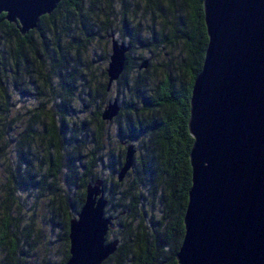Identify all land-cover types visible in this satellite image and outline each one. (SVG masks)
Returning a JSON list of instances; mask_svg holds the SVG:
<instances>
[{
    "label": "rangeland",
    "instance_id": "1",
    "mask_svg": "<svg viewBox=\"0 0 264 264\" xmlns=\"http://www.w3.org/2000/svg\"><path fill=\"white\" fill-rule=\"evenodd\" d=\"M147 1L85 0L78 13L60 7L48 23H42V39L38 32L31 34L35 46L26 65L15 66L10 42L0 40V70L8 65L0 76V227L7 222L5 240L11 238L15 244L12 260L7 257L6 241L0 244V264H61L64 215L60 208L65 195L71 201L78 199L80 189L61 176H51L50 162L59 157L58 170L71 163L80 169L95 144L98 163L92 175L105 180L111 196L104 215L121 207L130 209L133 195L139 193L134 214L116 219L105 235V241L116 238L120 250L101 263L132 264L142 233L148 239L150 232L170 223L171 216L163 213L162 179L154 178L151 136L125 141L119 136L137 119L145 122L148 116L158 115L155 110L142 112L145 108L133 88L136 79L145 83L140 89L145 96L163 77L174 83L186 79L180 70L185 57L181 40L174 37L167 42L172 32L179 34L185 21L182 4L174 0L168 7L166 2L149 0V7ZM109 33L118 42L133 41V67L125 78L128 89L123 92V86L112 84L103 95L99 85L106 76ZM142 60L147 66L138 69ZM112 98L122 107L121 116L97 124L94 116ZM132 106L136 114H129ZM50 121L57 135L55 144H47L44 137ZM126 144L135 150L132 167L123 182L113 187ZM149 174L148 181L145 175ZM91 176L85 180L91 181Z\"/></svg>",
    "mask_w": 264,
    "mask_h": 264
},
{
    "label": "water",
    "instance_id": "2",
    "mask_svg": "<svg viewBox=\"0 0 264 264\" xmlns=\"http://www.w3.org/2000/svg\"><path fill=\"white\" fill-rule=\"evenodd\" d=\"M59 0H0V14L20 34L33 29ZM207 35L189 94L190 185L177 264H264V0H203ZM107 91L124 67L129 44L108 34ZM142 60L138 69L144 68ZM108 101L100 119L118 112ZM135 150L126 144L116 172L121 181ZM100 178L84 186L68 220L65 264H100L117 246L105 241L111 216Z\"/></svg>",
    "mask_w": 264,
    "mask_h": 264
},
{
    "label": "trees",
    "instance_id": "3",
    "mask_svg": "<svg viewBox=\"0 0 264 264\" xmlns=\"http://www.w3.org/2000/svg\"><path fill=\"white\" fill-rule=\"evenodd\" d=\"M84 1L85 0H59L55 8L49 14L41 15L38 18L36 26L25 34H20L16 23L7 22L3 17L4 14L1 13L0 40L4 39L5 41L10 42L13 52V64L15 66L26 65L27 56L28 54H32L35 46V42L31 38V34L38 32V37L42 39L41 25L44 21L48 23V21L53 18L54 14L60 7H62L64 10H71L73 13L80 12L81 5L84 3ZM156 1L166 2L167 6L170 7L174 0ZM178 1L182 4L184 9L185 21L182 25V28L179 30V34L176 35L172 32V35L169 37L167 42H171V39L174 37H178L181 40L185 57L183 63L181 64L180 70L183 72V75L186 77V79L182 83H174L169 76L163 77L158 83L154 85L147 96L143 95V90L140 91L141 87L142 89L145 87V83H141L142 80L140 78L136 79L133 82V88L136 90L135 98L137 100L140 98L139 102L145 108L141 109L142 112L144 110H155L157 111L158 115L156 117L148 116V119L145 122L142 119H137L135 124L130 126L126 125L123 131H119L120 140L123 141L136 136H151V155L155 159L154 178L159 180L162 179V191L164 193L163 213L164 215L171 216V221L167 227L165 229L162 228V230L158 227L157 230L150 232L148 239H146L144 236L145 233H142L140 238L141 246L139 247L136 255L133 256L132 264H177L175 253L183 235L182 217L187 199V190L190 185V166L188 153L192 145V137L189 135L187 128V121L189 117V94L192 81L201 67L204 49L207 42V35L203 22V0ZM150 3L151 2L148 0L147 5L152 7ZM123 22L124 17H122V23ZM127 44H129L130 49L125 54L124 67L119 77L111 83L107 91L105 90L106 76L105 81L99 85V91L103 95L107 94V92L111 90L112 84H120L123 86V92L126 90V88L128 89L125 78L133 67V61L131 60L133 41L128 39ZM7 67L8 65L2 66V70H0V76ZM115 91L117 93V90ZM128 112L129 114L137 113L136 108L133 106L129 107ZM121 114L122 107L119 108V111L112 119L117 120ZM94 119L97 124H101L103 121L100 119L99 112L96 113ZM44 137L47 141V144H55L57 142V135L54 130V125L51 121L45 126ZM95 137H99L98 132H96ZM95 146L98 148V144H95ZM95 146L89 150V158L86 164H82L80 169L76 168L74 163H71L68 165L66 164L63 168L58 170L59 157H57L53 162L51 161L52 163L50 162L52 168V171H50L51 176H61L64 178L66 184H68L69 181L71 185H79L80 189L78 199L71 201L69 200V197L65 195L60 208L62 215H64L62 223V242L64 243V254L61 264H65V260L68 256V220L75 215L83 202L85 184L92 182L96 178H99L95 175H92L94 174V168L98 163L96 160L97 156L95 157ZM122 156L123 152L121 155V160H119L120 163L122 161ZM119 162L117 164L118 169L120 167ZM79 171L81 172L80 174H78ZM89 176H91V178H89L91 181L85 180ZM124 177L121 181H117L115 177L113 187L120 185L123 182ZM145 177L149 181L151 174L145 175ZM102 182L104 198L106 200V211L111 205V196H107L105 180H102ZM138 182L140 183L141 181L138 180ZM137 191H139V188ZM138 194L139 193L135 192V195H133L130 209L121 207L115 214L106 215L111 216L112 218L111 226L116 219L121 217H129L130 215L134 214L135 210L138 209L135 203V196ZM7 234L8 224L5 221V223H3L0 227V244L5 243L6 241L7 257L8 259L12 260L15 251V244L11 238L8 241L5 240L6 236L8 238L9 234ZM120 248L121 244L119 245L117 240L115 251L104 261L114 255L115 252L119 251ZM167 249H170V251H168V255L164 256L166 258H163V254L167 251Z\"/></svg>",
    "mask_w": 264,
    "mask_h": 264
}]
</instances>
